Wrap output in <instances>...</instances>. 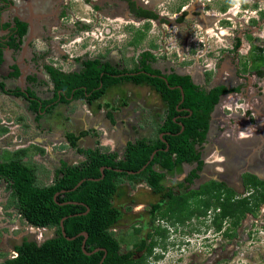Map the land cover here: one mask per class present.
Returning a JSON list of instances; mask_svg holds the SVG:
<instances>
[{
  "label": "flooded vegetation",
  "instance_id": "af4514ba",
  "mask_svg": "<svg viewBox=\"0 0 264 264\" xmlns=\"http://www.w3.org/2000/svg\"><path fill=\"white\" fill-rule=\"evenodd\" d=\"M165 1L0 0V58H2L0 68L8 66L13 71L8 77H4L6 74H2V77H0V93L11 100L18 101V104L21 101L28 104L26 117L28 115L29 122L33 124L31 129H29V133H21L22 135H27V141L28 139L32 141L30 138L34 137L35 133L40 134L47 132V130H52L49 128L46 130V127L43 126V118L52 114L56 108V105H49V101L52 100L51 102L55 103L61 94H63L62 99H68V102L82 100L91 109L96 110L97 108L98 111L106 109L105 106L100 109L98 107L101 103L105 104L106 96L102 101L97 100L92 104H88L84 98H76L75 92L67 96L64 90L56 89L50 73V71H56L64 75L81 74L85 69V64L96 59L101 60L103 65L110 64V66H114L110 55L116 56L118 53L121 54L122 51L124 54V44L120 45V42H117L118 44L115 46H106V49L104 48L99 54L91 55L89 52L78 54V51H85L86 49V45L83 46L84 44L80 42L81 39L78 36L87 32H92V36H95L92 30L87 31V27L89 29L94 26L101 27L104 33L109 34L112 30H116L119 27V20L129 23L140 22L143 27L142 31L132 30V32H129L132 34V41L139 48L147 39L148 34H152L151 30L154 24L160 30L161 40L155 42L154 47L151 46V48L139 50L140 52H138L140 55H147V63L154 62L156 59L162 60V58L168 59L170 63H175L176 59L179 60L181 57L185 59L187 57L190 62H193V64L199 63L200 66L202 65V67L206 68L207 72L211 73L217 72L221 66L234 68L236 77L233 76V79L230 78L228 81H235V78L238 77L243 79L248 87H253V83H256L254 82L255 78L258 81L264 79V75H258V71L264 72V61L262 60L264 58V36H262V45H258L254 38L258 33L264 32V0H190L186 6H182L186 0H167L170 1L169 5L171 8L177 11L171 16L160 11ZM206 1L210 3L212 10H205ZM249 4L250 6H248ZM251 7L254 8L252 9ZM249 9L254 10V12L249 11ZM242 12L241 16H237ZM24 27L26 32L21 34ZM103 40L104 38L92 39L90 47L98 46L94 41L105 45ZM245 42L249 46L247 51H244ZM49 43L51 44L50 49ZM177 48L179 50H175ZM4 50L13 51L14 54H20L21 56L26 53L27 57L25 59L22 57L19 60V55H15L12 58L13 64H4L6 62ZM258 57H262V59L259 60ZM28 64L31 67L29 69L34 73L32 74L30 71L31 77L26 80L25 76L29 71L26 68ZM151 65L153 66L154 63ZM141 72L147 77H157L155 79L158 80L161 78L160 74L155 75L149 71ZM16 73H21L19 77L22 80L25 78V84L28 82V85L21 90L10 88L7 82L8 78H19ZM162 78L172 90L178 88L181 92L182 98L177 105L180 115L174 118V121L181 126V133H183L185 126L181 120L191 117L194 111L189 106H183L186 102L184 87L173 85V82L168 81V78L164 76ZM41 80L46 81L48 86L52 88L54 100H42L40 93L38 95L33 90ZM190 80L195 93L203 92L205 96L212 95L214 92L219 93V102L210 113L205 140L197 149L200 153L199 160L192 164L185 163L176 167L173 171L156 166L155 169L157 171L165 174L161 183L163 190L156 192L145 180H141L138 183L146 182V189H149L147 190L149 199L148 201L143 200L142 203L135 202L133 203L135 205H131L134 211L138 210L141 205L142 207L148 206L149 210L143 213L142 216L133 214L132 218H130L131 223L124 222L125 210L124 204H122V219L112 227L113 230L111 232L121 242V254L131 255L138 264H166L170 254L174 255L173 264H183L185 260L186 263L189 261L188 264H221L224 260L220 256L223 257L228 248L226 247L225 250H222L219 243L221 240L220 236L222 240L226 238L229 241V245L238 250L242 242L251 240V243H255L257 241V238L254 240L256 234L264 233V203L259 205L256 213L247 212L237 225L234 224V218L222 217L223 209L221 205L223 203L218 205L219 198H221L222 202L225 201V198L230 195V191L234 192L232 201L250 199L255 189L254 187H249L246 183L245 180L248 176H244V184L242 183V186L238 187L236 185L238 181L236 183L232 182L228 176L232 175L235 178H241L240 172L231 171L230 173L228 170L224 172H215L213 170L214 172H210L208 168L212 164V162H209V154L217 152L220 148H226V145L224 146L219 138L224 130L232 128L241 132V129H249L251 124H257L250 120L257 112L245 109V104L243 106L241 98H239L238 104L241 102L242 105L233 110L238 111L242 117H237V119L230 118L227 122H223L221 117H217L225 112V110L222 111V107L227 101L230 102L232 97L243 95L241 91L244 88L241 86L243 82L229 87L228 82V85H217L208 81V83L200 86L193 82L192 79ZM147 85L159 94L166 106L161 128L167 123L168 104L163 100L162 94L156 90V87L150 84ZM71 98L72 100L69 101ZM34 99L40 101V109H45L41 111L39 120H37V115L32 110ZM238 104L236 103L235 105ZM225 109L228 111L224 115L225 117L232 114L231 109ZM107 115L109 116V113ZM249 117L250 119H248ZM17 118L10 123H6L7 129L3 130L4 133L7 131L10 133V130L13 129L11 124L16 123ZM215 121L219 122L218 124L221 126H215V128ZM25 122L26 119L23 120V123ZM70 128L74 131L65 128L64 130L67 132L61 137L68 145H70L67 137L69 133H75L78 136L83 132L75 131L76 127ZM160 128L156 139L149 140L144 138L137 141L149 140L155 142L158 139H162L166 142L164 137L168 133L160 132ZM25 141L26 138L20 139L16 136L12 140V145L10 144L9 149L21 152L20 149L26 147L24 145L26 144L24 143ZM137 141L129 143H136ZM58 143L60 142L47 145V151H50V149L53 151ZM129 143L124 149V155L127 152ZM98 146L101 148L99 141L97 142ZM169 149L170 146L167 145L166 151H169ZM154 153L156 155L157 152ZM220 154L222 153L220 152ZM81 163L68 164L78 166ZM213 165L216 166V163L214 162ZM193 166H195L194 170ZM59 169L55 171L54 177ZM126 180L128 179L124 180L123 194L121 193L119 197L121 195L124 196V193L127 194L129 190L132 191V188L137 186V183ZM140 187L141 185L139 189ZM120 224H124L122 225L123 227H129L130 237L137 238L136 244L129 245L127 248L130 237L126 238L124 235L118 234L116 228ZM259 225L262 226L260 230ZM26 239L34 241L33 239ZM24 241L18 242L14 249ZM195 249H202V251L197 252V254L200 253V256H202L201 260L195 256Z\"/></svg>",
  "mask_w": 264,
  "mask_h": 264
},
{
  "label": "trees",
  "instance_id": "16d2710c",
  "mask_svg": "<svg viewBox=\"0 0 264 264\" xmlns=\"http://www.w3.org/2000/svg\"><path fill=\"white\" fill-rule=\"evenodd\" d=\"M25 32L24 27L21 34ZM146 56L142 55L144 61ZM258 59L261 60L262 57ZM262 60L264 61V58ZM1 62L2 58L0 65ZM145 63L147 60L141 62L140 71L148 70ZM50 73L57 90H64L67 96L75 92L76 98H84L88 104L102 101L110 88L121 83H147L156 87L168 104L167 123L160 128V132L168 134L164 137L166 142L158 139L155 142L140 140L129 143L124 158L119 159L117 152L105 153L99 146L96 149L81 148L79 140L88 132H82L78 136L69 133V146L84 156L85 160L78 166L63 162L49 186H40L35 167L23 162L22 156L26 151L17 152L16 158L0 161V183L4 181L8 184L11 197L23 218L34 227L56 229L55 236L41 244L25 240L14 249L17 257L7 259L4 264H100L105 254L102 264H138L131 255L121 254V242L111 232L112 227L118 224L123 216L121 206L114 203L120 195L121 184L125 179L132 183L145 180L154 191L159 192L163 190L161 183L165 174L157 171L156 166L173 171L185 163L198 161L200 153L197 149L205 140L210 113L219 102V93L214 92L209 96H205L203 92L195 93L188 77H179L173 83L175 86L184 87L186 102L183 106H189L194 111L191 117L181 120L185 126V131L181 133V126L174 121V118L180 115L177 105L182 98L181 92L178 88L172 90L165 81L151 79L143 73L139 77L131 76L129 73L132 71L125 68L118 70L110 64L103 65L99 59L87 62L81 74L64 75L56 71ZM258 73L259 76L264 75L263 71ZM39 103L38 99H34L32 103L37 120L41 111L45 110L39 108ZM102 106L110 107L109 104L101 103L98 105L99 109ZM167 145L170 146L169 151H166ZM154 152L157 153L151 160ZM149 162L147 168L138 173ZM103 167L106 168L104 178L101 172ZM83 180L85 181L76 188ZM251 183L255 192L250 199L232 201L231 191L225 201L222 202L219 198L218 205L223 203L222 217L234 218L235 225L247 212L256 213L259 205L264 203V183ZM64 218L67 237L76 239L68 240L62 234L61 221ZM85 232L88 234L85 251L90 255L83 250L85 238L78 237ZM99 248L106 252H94Z\"/></svg>",
  "mask_w": 264,
  "mask_h": 264
},
{
  "label": "crops",
  "instance_id": "0c3cea01",
  "mask_svg": "<svg viewBox=\"0 0 264 264\" xmlns=\"http://www.w3.org/2000/svg\"><path fill=\"white\" fill-rule=\"evenodd\" d=\"M50 48L51 44L49 43V49ZM15 55H19V60H21L22 57L24 59L27 57L26 53L21 56L20 54H14L13 51L4 50V57L6 58L4 64H13L12 58L15 57ZM110 57L112 65L118 70L126 68L128 71H132L131 76L135 77H139L143 73L140 71L142 66L141 62H145L146 60L144 61V57L139 53L136 55L135 59H133V57L131 58V56H124L123 51L121 54L118 53L116 56L110 55ZM134 60L136 65H134ZM176 60L175 63H170L168 59L162 58V60L156 59L154 62H148L145 64L148 68L147 71L152 72L155 75L160 74V81L164 80L162 76L168 78V81L173 83H175L179 77H188L200 86L209 81L217 85H228V82L229 87H233L234 84H241L243 82L241 85L244 87L241 90L243 95L232 97L230 102L227 101L222 107V111L225 110V112L217 117H221L223 122H227L230 118L237 119V117H242L238 111L233 109L242 104L244 106L245 104V109L257 112L254 114V117L252 116V119H250V117L248 118L255 122L254 124H257H251V128L241 129V132L235 131L232 128L224 130L219 138L220 142H222L224 146L226 145V148H220L217 152H211L209 154V162H212V164H210L208 168L210 172H224L226 170L230 171V173L231 171L236 173L240 172L241 178H235L234 176L229 175L230 173L228 174L229 176L227 175L232 182L236 183L238 181L236 183L238 187H241L242 183L244 184V176H248L245 181L249 187L252 184L251 182L254 184L256 181L264 183V79L259 80L255 84L253 83V87H248L247 83H244V80L238 77L235 78V81H228L230 78L233 79V76L236 77L234 68L221 66L217 72L215 71L211 73L207 72L206 68L202 67V65L200 66L199 63L193 64V62H190L187 57H185V59H182L181 57L179 60ZM152 63H154L153 66L151 65ZM26 68L29 70L25 76L26 80H28V77H31L30 74H33L34 72L29 69L31 68L30 64H28ZM12 72L13 71L10 70L8 66H4L2 69L0 68V77H2V74H6L4 77H8ZM16 75L19 77L21 73H16ZM151 78L155 79L157 77ZM26 80L25 78L22 80L21 77L8 78L7 82L9 83L10 88L21 90L28 85V82L25 84ZM33 90L36 91L38 95L40 93V98H42V100L53 99L54 95L52 88H50L44 80H41ZM107 92L104 103L109 104L110 107H106V109L101 111H98L97 108L96 110L91 109L82 100L68 102V99H62L63 94H61L58 96L59 98L55 103H52V100L49 101V105H56V108L52 114L46 115L43 118V126L46 127V130L48 128L52 129L51 131L47 130V132L40 134L35 133L34 137L30 138L32 141L29 139L27 141L26 134L22 135L16 133L18 138H26V141L24 142L26 143L24 144L26 147L20 149L21 151H26V154L22 157L23 162L33 164L36 170L38 184L40 186H49L52 184L54 173L60 168L63 162L67 164H79L84 160L83 156L78 154L61 138L64 136V133L67 132L64 130L65 128L74 131L71 130L70 127H76L75 131L77 132H88L79 140V146L81 148H96L97 142L99 141L103 152H117L119 154V159L124 158V149L129 142H135L144 138L149 140L156 139L158 137V130L164 120L166 106L161 100L159 94L156 91H153L152 87H149L145 83L135 84L134 82H128L113 86ZM55 96H57V94H55ZM239 98L242 99V104L241 102L238 104ZM70 100H72V98L69 99V101ZM236 103L238 105H235ZM16 104H18V101L11 100L0 93L1 161H6L11 158L13 159L17 153V150L9 149L12 145V137L7 135L8 132H3L4 129H7V124L3 123L4 120L5 122H11L17 117H21L20 114L22 112L17 113L18 110ZM18 105L22 106L25 112H27L26 109L28 108V104L21 101ZM224 107L232 110V114L228 117L224 116L228 112ZM108 113L109 116L107 115ZM26 114L27 113L23 116V120L26 119L25 123H18V121L12 123L16 132H18L17 126L18 128L21 126V130L23 129L25 133H29V129H31L33 123L29 122V116L27 115L26 117ZM4 117L6 119H4ZM218 123L215 121L214 127L221 126ZM248 138L249 140H247ZM57 142L60 143L54 147L53 151L52 149L47 151V145ZM15 148L17 147L15 146ZM220 152L222 154H220ZM214 162L216 163V166L213 165ZM194 169L195 166H193V170ZM123 188L124 182L121 184L119 194H123ZM9 192L11 194V191ZM231 192V194L234 195V192ZM9 196L7 197L8 201L10 199ZM4 202L3 199L0 200V240L1 242L7 241L8 243L10 242L13 244L11 247L13 249L18 242L20 243L26 239L25 234L22 235L20 231L18 232V229L27 230L28 238L35 229L25 222L14 204L9 205L8 202ZM8 233H10L12 240H7L9 237ZM20 235L25 238H21ZM1 245L3 244L1 243Z\"/></svg>",
  "mask_w": 264,
  "mask_h": 264
},
{
  "label": "rangeland",
  "instance_id": "374dc122",
  "mask_svg": "<svg viewBox=\"0 0 264 264\" xmlns=\"http://www.w3.org/2000/svg\"><path fill=\"white\" fill-rule=\"evenodd\" d=\"M190 0H186V2L182 5V6H186L187 3H189ZM170 1H165L164 4L161 6V13L164 14H169V16L173 15L176 11V9L171 8V6L169 5ZM206 4V8L205 10H212V7L210 5V3H207V1L205 2ZM220 3V2H219ZM250 6V4L248 5ZM252 9L254 7H251ZM249 9V11L254 12V10ZM78 11V10H77ZM224 11V10H223ZM226 11V10H225ZM211 14V13H210ZM220 14V13H218ZM242 13L238 14L237 16H241ZM220 16V15H219ZM118 26L116 28V30H112L109 34H106L102 31L101 27H87V31H93L95 33V36H92V32H87L84 33L82 35H79L78 37H80V42L82 44H84L83 46L86 45V49L85 51H78V54H84L85 52H89V54L91 53V55H95V54H99L101 51L104 50V48L106 49V46H115L120 42L121 44H124V56H131V58L133 57V59H135L136 55L138 54V52H140L139 50H144L147 48H151L155 46V42H159L161 40V34H160V30L156 25H152V34L149 33L147 36V39L142 43L141 46H139V48L136 47V45L134 44L133 38H132V34H130L129 32H132V30H141L142 31V23L138 22V23H133V22H126V21H118ZM123 26V27H122ZM240 28V27H239ZM243 28V27H242ZM103 33V35H101ZM134 33V32H133ZM79 34V33H78ZM113 35V36H112ZM264 36V32H260L257 35L254 36L255 38V42L258 45H262L263 44V37ZM118 37V38H117ZM94 38H104V42L105 45L100 44L99 42L94 41L95 43H97V47H90L91 44V40ZM122 40V41H121ZM81 44V45H82ZM154 44V45H153ZM245 49L244 51H247L249 46L247 45V42H245ZM80 48V47H79ZM170 49H172L171 46H169ZM89 50V51H88ZM175 50H179L178 48ZM175 52V51H173ZM130 59V57H129ZM134 65H136V62L134 60ZM258 79L255 78V81L257 83ZM17 105V113L22 112L20 114L21 117L17 118L18 123L19 122H23V116L26 113L25 110L23 109L22 106ZM23 114V115H22ZM4 119H6L4 117ZM3 123H10V122H5V120L3 121ZM12 126V124H11ZM13 127V126H12ZM21 127V126H20ZM20 127L18 128V133L19 134H24V130L20 129ZM34 131V129H33ZM9 132V131H7ZM6 132V133H7ZM16 130H14V127L12 130H10V133H8L7 135H9V137H12V139L16 138ZM30 152V151H29ZM1 160V159H0ZM26 163V162H24ZM28 164V163H26ZM31 165H33L32 163H30ZM128 181V180H126ZM137 183V186L132 188V191H128L127 194L124 193V196L121 195V197L116 198L114 203L117 206H121V210L122 208V204H124V222H130V218H132L133 214H137L138 216H142L143 213L147 212L149 210V207H145L141 205V207L134 211L133 206L131 205H135L133 203H139L143 200L148 201V191L149 189H146V182H141L142 184ZM141 185L140 189L139 186ZM0 200H4L5 202H8L9 205L14 204V200L12 199V197H10V192L9 189L5 186V184H0ZM9 196V201H8V197ZM4 202V203H5ZM15 205V204H14ZM137 209V208H136ZM134 212H139V213H134ZM124 225V224H122ZM121 224L117 226V230H118V234H122L124 235L126 238L130 237L129 233V227L127 228L126 226H122ZM26 226V225H25ZM28 226V225H27ZM262 226L259 225V230ZM55 228H50V229H43L40 231L37 230H33L31 236H29V239H33L35 240L37 243L41 244L43 243L45 240H47L48 238L54 237L55 236ZM113 230V229H112ZM21 232L22 235L25 234V237L28 238V234H27V230L25 229H18V232ZM8 239L7 240H12L11 239V235L10 233H8ZM21 236V235H20ZM24 236H21V238H25ZM257 238L255 243H251L250 241H244L242 242L239 246L240 248L234 249L233 246L229 245V241L225 238L222 240L221 236H220V245L222 247V250H225L226 247L228 248L227 251H225V255L223 257L220 256V258H223L224 261L221 262V264H264V233H260V234H256ZM137 242V238H132V236L128 239V246L129 245H134ZM1 243L3 245H1ZM10 243V242H9ZM7 241H3L1 242L0 240V264H4V262L13 254V250H12V246L13 244H9ZM200 250L202 251V249H195L194 250V254L196 257H198L200 260L202 258V256H200V253L197 254V252H200ZM176 258H178V256H176ZM204 258V257H203ZM173 259H174V255L170 254L166 264H173ZM189 262V261H188ZM188 262L186 263V260L183 264H188Z\"/></svg>",
  "mask_w": 264,
  "mask_h": 264
},
{
  "label": "water",
  "instance_id": "95a60500",
  "mask_svg": "<svg viewBox=\"0 0 264 264\" xmlns=\"http://www.w3.org/2000/svg\"><path fill=\"white\" fill-rule=\"evenodd\" d=\"M182 130H184V128H182ZM154 156H155V153L151 156V160L154 158ZM147 166H148V164H147V165H146L141 171H138V173H141L142 171H144V170L147 168ZM105 169H106L105 167H103V168L101 169V172H102V178H104V171H105ZM117 171H120V170H117ZM130 174H135V173H134V172H130ZM84 181H85V180L81 181V182L76 186V188H78V187H79ZM76 188H74V190H75ZM62 193H66V191H62ZM59 194H60V193H59ZM59 194H57L56 197H58ZM88 211H89V209H88ZM65 219H66V218H64V219L61 221L62 234H63L68 240H74V239H76V237H74V238H69V237H67V235H66V233H65V229H64V220H65ZM80 236H83V237L85 238V239H84V242H83V250H84V252H85L86 254L90 255V253H88V252L85 251L86 240H87V238H88V234L85 232V233H81V234L78 235V237H80ZM101 250L104 251V252H106V250L101 249V248L96 249L94 252H98V251H101ZM105 257H106V254H105ZM105 257L102 259V261H101L100 264L103 263Z\"/></svg>",
  "mask_w": 264,
  "mask_h": 264
},
{
  "label": "clouds",
  "instance_id": "9594fccd",
  "mask_svg": "<svg viewBox=\"0 0 264 264\" xmlns=\"http://www.w3.org/2000/svg\"><path fill=\"white\" fill-rule=\"evenodd\" d=\"M0 184H5V186L8 188V184L6 183V182H4V181H2ZM11 195V194H10ZM15 204V203H14ZM15 206H16V204H15ZM17 207V206H16ZM17 210H18V212H19V209L17 208ZM19 214H20V212H19ZM21 215V214H20ZM21 217H23L22 215H21ZM25 220V222L28 224V225H30L27 221H26V219H24ZM31 227H33L35 230H37V231H40V230H43V229H50V228H37V227H34V226H32V225H30ZM111 231H112V229H111ZM52 238V237H51ZM49 239V238H48ZM25 240H27V239H25ZM35 241V240H34ZM13 250V254L8 258V259H12V258H15V257H17V253L15 252V250H14V248L12 249Z\"/></svg>",
  "mask_w": 264,
  "mask_h": 264
}]
</instances>
